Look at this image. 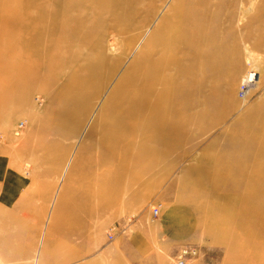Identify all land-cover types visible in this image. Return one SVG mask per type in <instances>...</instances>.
Returning a JSON list of instances; mask_svg holds the SVG:
<instances>
[{
  "label": "rangeland",
  "instance_id": "obj_1",
  "mask_svg": "<svg viewBox=\"0 0 264 264\" xmlns=\"http://www.w3.org/2000/svg\"><path fill=\"white\" fill-rule=\"evenodd\" d=\"M17 1L26 8L25 0H0V8ZM50 1L43 3L45 12L55 9ZM137 1V12L131 13ZM119 2L89 14L75 26L76 43L68 44L60 39V30L48 33L44 21L34 23L41 12L23 13L16 25L12 15L0 16V93L34 89L19 109L10 99H0L1 112H14L7 123L0 117V154L29 172L40 210L35 221L33 217L26 223L18 222V214L0 213V264H172L183 249L194 252L187 264H264V194H256L257 182L244 177L243 166L262 154L264 167V0L194 1L196 12L204 9L207 14L201 25L212 17L221 21L220 29H230L232 36L220 39L232 49L222 53L235 55L238 65L213 78L205 74L204 66L197 71L194 61L188 62L191 70L184 78L191 93L188 115L197 117L175 132L178 144L165 148L157 167L132 173L127 176L129 185L118 190L108 187L102 170L85 174L87 163L100 152L98 137L83 146L86 135L99 132L94 118L100 105L143 45H148L162 18L170 11L189 9L188 1L181 6L180 0ZM112 14H119V20ZM191 28L179 30L187 34ZM101 34L113 78L104 76L98 84L101 93L88 99L90 110L74 116L71 111H78L80 102L67 104L57 92L86 65L82 59L73 67L60 60L71 58L74 51L94 54ZM110 41L117 46L114 53L108 52ZM31 42L44 52H37ZM28 59L45 60L52 68L42 74L39 84L13 82V68L19 69V62ZM250 64L256 67L258 82L243 86ZM30 71H36L33 65ZM148 135L157 141V135ZM246 142L263 150L250 147L248 155H241ZM81 149L83 158L77 160ZM66 165L67 174L75 172L62 175ZM118 195V202H107ZM153 207L160 209L158 217L152 215Z\"/></svg>",
  "mask_w": 264,
  "mask_h": 264
},
{
  "label": "bare ground",
  "instance_id": "obj_2",
  "mask_svg": "<svg viewBox=\"0 0 264 264\" xmlns=\"http://www.w3.org/2000/svg\"><path fill=\"white\" fill-rule=\"evenodd\" d=\"M187 1L189 9L186 13L180 11L172 13L170 11L155 27L152 36L148 40V45H143V49L135 56L129 67L110 90L104 102L100 105L99 113L94 118L96 125L94 129L100 128L99 132L93 131L86 135L83 146H86L88 142L98 137V150L100 152L95 159L87 163L85 174L102 170L105 176L103 180H105L109 188L116 187L119 190L122 187L128 186L129 180L127 178L129 177L127 176L137 171L145 173L148 167L158 165L165 154V148L178 144L179 141L174 137L175 132L189 127L188 124L192 122V118L195 115L197 117V114L188 115L192 111L190 110L192 109V105L188 102L191 93H188L190 87L188 90L186 89L187 86L184 85V78L191 70V66L188 64L189 61H194L197 71L204 66L205 74L207 73V75L213 78L224 75H220L222 69L225 68L226 70V67H230L233 71L238 65L237 59L234 58L235 55L233 56L232 54L230 56L228 53V55L222 53L232 49V44H228L226 41L222 42L221 40L224 38L223 35L227 37L232 36L230 29L223 31V29L217 26L221 21L218 19L213 20L212 17L210 23L201 25L203 21L207 20V14L204 9L201 10L200 14L196 12L198 5L194 3L195 0H180V5L186 4ZM199 1L201 4V2L206 0H197V2ZM138 2L131 8V13L138 9V6H136ZM178 2L174 3L173 6ZM16 3L12 7L8 5L9 7L7 6V8H0V16L12 15L13 20L11 17L8 18L12 20V24L16 25V23H19L18 17L23 15V13H26V16H30L41 12L42 14H38L37 18H33L34 23L44 21L46 26L42 23L41 26L44 25L43 28L47 27L48 33L60 30V39L67 40L66 43L68 44L76 43L78 40V30L76 31L75 26L83 23L89 14L99 13L102 8L112 6L113 4L116 5L120 2L119 0H51L48 4L51 7H55L52 12H45L47 4L45 5L39 0H25V4H27L26 8H22V1H17ZM48 11L50 10L48 9ZM242 11H245L244 8ZM188 15H190V18H188ZM112 17L114 20H119L120 18L119 14H112ZM29 19H27L28 25L31 22V19L30 22ZM187 25L192 27L191 32L185 34L179 30ZM103 38L104 34L98 37L99 49L94 54L88 53L83 56L82 53L74 51L71 58L67 59L64 57L60 60L62 65L73 67L72 65L76 61L82 59L86 65L84 69L75 70L73 74L74 78L57 92V97L67 98L69 101L67 104L75 103L74 101L76 100L80 102L78 111H71V114L74 116L90 110L91 107L88 101L101 93L98 84L103 80L104 76L108 77V79L109 77L110 79L113 78L111 69L107 65L108 58L103 46ZM111 38L114 40V37ZM35 45L36 43L31 42L30 46L34 47ZM107 47L109 53H114L117 50V46L113 41H110ZM34 49L37 52H44V49L40 47L35 46ZM19 63H21V67L16 70L15 66L10 78L12 77L11 80H14L13 82L17 81L21 84H25V82H29L31 85L39 84L42 74L52 68L51 64L42 59L40 62L31 63V60L28 59L24 63L22 60ZM32 65L36 69L35 72L30 71ZM258 78L256 67L251 65L242 84L258 82ZM79 80H82L81 84L78 82ZM108 82L103 91L107 89ZM10 86L12 85L9 82L8 87ZM29 87L25 90L12 89L10 87L9 92L6 88L3 91H7L6 94L0 93V99L5 100V102L10 99V102L19 109L29 102V98L34 91V89ZM36 109L39 108L37 107ZM92 109L94 110V108ZM93 110L90 112L92 113ZM13 113L12 111H4L0 113V117H4V123H7L6 121L11 118ZM149 133L157 135L155 138L157 141L152 142V139L148 137ZM158 147L161 149H158ZM241 147L243 150L241 155L244 156L249 154L250 147L256 148L260 152L263 150V146L252 142L250 144L246 142V145ZM83 153L84 150L81 149L77 155V160L83 158ZM115 155L116 159L114 160ZM262 158V154H259L257 159L253 161L251 159L250 162L243 163V166L247 169L244 177L251 180L255 179L257 182L254 187L256 194H264V167L261 165ZM73 166V168L77 167L76 165ZM259 167L263 168L258 169ZM68 168V165H66V169L64 168L65 171L63 170L64 173L62 175L67 174ZM72 172L75 171L72 169ZM72 172H69L67 175H71ZM89 185L91 186V184ZM97 185L95 183L93 186L98 189ZM119 197L118 195V197L113 196L108 198L107 202L114 204L118 202ZM91 200L93 199H87V201Z\"/></svg>",
  "mask_w": 264,
  "mask_h": 264
},
{
  "label": "crops",
  "instance_id": "obj_3",
  "mask_svg": "<svg viewBox=\"0 0 264 264\" xmlns=\"http://www.w3.org/2000/svg\"><path fill=\"white\" fill-rule=\"evenodd\" d=\"M33 185L29 172L24 173L23 169L12 165L5 155L0 154V213L18 214L19 223H26L33 217L35 221L40 210L33 197ZM32 213L36 215L32 216Z\"/></svg>",
  "mask_w": 264,
  "mask_h": 264
},
{
  "label": "built area",
  "instance_id": "obj_4",
  "mask_svg": "<svg viewBox=\"0 0 264 264\" xmlns=\"http://www.w3.org/2000/svg\"><path fill=\"white\" fill-rule=\"evenodd\" d=\"M245 85V84H242ZM152 215L154 217H158L160 215V209L158 207L152 208ZM194 254V252L190 250L183 249L179 256L173 261L172 264H187L188 258L190 255Z\"/></svg>",
  "mask_w": 264,
  "mask_h": 264
}]
</instances>
